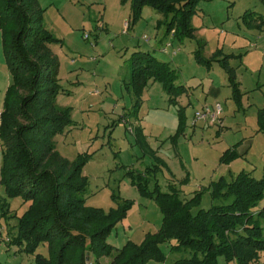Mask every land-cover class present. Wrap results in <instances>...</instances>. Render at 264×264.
<instances>
[{"label":"rangeland","instance_id":"obj_1","mask_svg":"<svg viewBox=\"0 0 264 264\" xmlns=\"http://www.w3.org/2000/svg\"><path fill=\"white\" fill-rule=\"evenodd\" d=\"M38 3L46 28L60 40L50 45L60 64L63 88L56 101L70 110L72 119L54 136L56 148L70 161H85L86 205L108 212L130 204L108 234L110 244H142L147 233L162 225L161 208L141 190L142 175L151 190L157 185L162 191L176 187L188 198L203 191V208L220 203L208 188L213 180L231 179L241 170L264 177V130L258 122V111L264 107V0H200L192 18L197 31L182 39L174 29L167 30L170 16L149 5L135 20L130 1ZM171 40L174 47L164 53L162 48ZM136 51L169 62L177 71L176 83L191 87L188 94L170 100L163 83L153 78L141 88L131 84ZM226 56L235 68L236 92L223 65ZM9 72L0 35V102L3 76ZM207 80L221 89L219 97L208 94ZM217 104L222 108L220 122L196 120V111ZM234 150L238 155L222 159ZM3 199L17 216L28 207L22 197L7 195L0 174V264H34L33 253L11 243L9 232L17 217L2 215ZM259 207H264V199ZM162 247L167 263L181 256L170 253L168 244ZM37 252L47 255L48 246L42 244ZM110 262L111 257L100 259V264ZM256 264H264V254Z\"/></svg>","mask_w":264,"mask_h":264},{"label":"trees","instance_id":"obj_2","mask_svg":"<svg viewBox=\"0 0 264 264\" xmlns=\"http://www.w3.org/2000/svg\"><path fill=\"white\" fill-rule=\"evenodd\" d=\"M131 2L134 19L149 5L170 16L167 30L179 38L194 37L193 15L200 0H122ZM261 18V16H259ZM264 21V20H263ZM0 35L12 82L1 111L0 138L3 142L1 183L9 197L28 202L22 215L13 214L5 199L2 215L17 217L10 230L11 243L35 255L34 264H146L156 260L166 264H256L264 253V177L256 178L241 170L231 179L221 176L209 185L213 203L200 207L203 191L191 197L172 187L162 191L148 187L140 177L143 193L154 198L163 213L160 229L149 232L142 244L131 240L122 248L107 236L126 215L130 204L106 212L86 205L88 179L82 172L85 161L64 158L56 148L54 136L72 124L70 110L57 104L63 91L60 64L50 45L59 42L43 22L38 0H0ZM222 60L235 92L239 90L235 68ZM153 78L163 83L170 100L186 91L177 84V71L169 62L148 51H136L130 83L142 87ZM129 83V84H130ZM180 129L184 117L180 110ZM264 130V107L258 111ZM238 155L235 150L222 159ZM197 209V210H196ZM48 246V254L37 252ZM179 253L167 263L162 245Z\"/></svg>","mask_w":264,"mask_h":264},{"label":"crops","instance_id":"obj_3","mask_svg":"<svg viewBox=\"0 0 264 264\" xmlns=\"http://www.w3.org/2000/svg\"><path fill=\"white\" fill-rule=\"evenodd\" d=\"M195 28V27H194ZM197 31V29L195 28V32ZM178 37V36H177ZM179 38V37H178ZM179 39H182V38H179ZM170 43V46L168 47L167 44ZM166 46L162 48L163 52L164 53H167L169 51V48H172L174 47L175 45V42H173V40H171L170 42H167ZM172 53V51H171ZM172 55H177V51H174V53H172ZM1 78L2 76L0 77V81H1ZM3 78H5L6 80H2L4 82V84L2 83L3 87H4V93L2 95V98H1V102H0V111H2L3 107H4V101H5V94H6V91H7V88L9 87V85L11 84L12 82V76H11V73L9 72L8 74H6V76H3ZM6 81V82H5ZM186 87V91L187 94H188V89L191 88L189 87L188 85L186 84H182ZM207 85V88H208V94L210 96H213V97H219L220 94H221V89L218 88L215 84H214V81L211 82V81H208L206 83H204V86ZM183 96V95H182ZM179 99V98H178ZM264 254V253H263Z\"/></svg>","mask_w":264,"mask_h":264},{"label":"built area","instance_id":"obj_4","mask_svg":"<svg viewBox=\"0 0 264 264\" xmlns=\"http://www.w3.org/2000/svg\"><path fill=\"white\" fill-rule=\"evenodd\" d=\"M167 46H170V43L167 44ZM222 111L221 105L217 104L213 108L210 106H205L203 111H196L195 118L196 120H205L206 122L210 124H216L217 122H220V113ZM0 125H1V111H0ZM3 151V142L0 138V154Z\"/></svg>","mask_w":264,"mask_h":264}]
</instances>
